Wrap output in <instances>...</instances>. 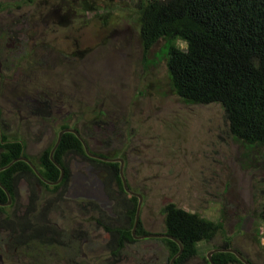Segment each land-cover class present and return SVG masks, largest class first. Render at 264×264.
Segmentation results:
<instances>
[{
  "label": "rangeland",
  "instance_id": "rangeland-1",
  "mask_svg": "<svg viewBox=\"0 0 264 264\" xmlns=\"http://www.w3.org/2000/svg\"><path fill=\"white\" fill-rule=\"evenodd\" d=\"M136 2L0 0V132L37 164L62 126L76 127L93 152L124 159L130 188L143 195L137 235L165 233L163 209L175 203L226 223L186 264H206L226 241L264 264V147L233 137L222 104L174 93L165 41L144 56ZM63 162L70 178L102 185L106 206L82 198L69 179L56 188L21 175L0 209V264H170L159 237L136 238L117 254L96 222L101 208L124 222L117 202L131 195L106 165L71 152ZM89 166L98 169L89 175Z\"/></svg>",
  "mask_w": 264,
  "mask_h": 264
},
{
  "label": "trees",
  "instance_id": "trees-1",
  "mask_svg": "<svg viewBox=\"0 0 264 264\" xmlns=\"http://www.w3.org/2000/svg\"><path fill=\"white\" fill-rule=\"evenodd\" d=\"M83 8L93 10L97 7L87 2ZM135 10L144 56L161 40L165 41L162 51L174 93L187 103L222 104L233 137L246 146L264 147V0H137ZM181 42L186 46L182 47ZM66 128L76 127L64 125L61 130ZM55 143L35 164L49 181L61 176V170L50 158ZM68 152L81 156L85 153L82 142L71 132L63 135L54 155L66 174L63 156ZM24 153L23 142L11 140L0 132V168L16 160L0 172V182L12 198L17 174H34L32 167L19 159ZM92 161L114 169L119 190L125 192L119 174L120 162ZM66 181L65 175L55 187ZM7 201V192L0 186V203ZM138 201L139 198L131 195L128 200L117 202L116 215H120L118 210L123 212L124 222L120 225L114 222L118 219L101 208V219L97 222L109 233V245L117 254L127 243L136 241L132 229ZM163 213L165 234L175 237L183 246V253L175 264H186L198 254L199 242H211L224 233L226 223L223 220H211L175 203H168ZM162 240L173 258L180 251L179 244L169 238ZM219 248L232 246L226 241ZM213 259L216 264H244L229 251L213 253Z\"/></svg>",
  "mask_w": 264,
  "mask_h": 264
},
{
  "label": "water",
  "instance_id": "water-1",
  "mask_svg": "<svg viewBox=\"0 0 264 264\" xmlns=\"http://www.w3.org/2000/svg\"><path fill=\"white\" fill-rule=\"evenodd\" d=\"M67 132L74 133L78 137V139L82 142V144H83V146L85 148V151L88 154V156L93 157V158H96V159H99V160H103V161H106V162H120V167H119V170L120 171H119V173H120V177H121L122 183L124 185L125 191L128 194H130L132 196H136L137 198H139L138 206H137V211H136L135 223H134V227H133V231H132L133 232V235L137 238L136 231H137V228H138L139 223H140V220H141V207H142V204H143V195L140 194V193H138V192L133 191L129 187L128 179H127V177L125 175V162H124V159L123 158H121V157L108 158V157H105V156H101V155L94 154L93 152L90 151V148H89L87 142L85 141V139L83 138V136L80 134V132L76 128H66V129H63V130H61L59 132L58 139H57L54 147L52 148V150L50 152V158H51V160L61 170V176H60V178L58 180H56V181H49V180L45 179L43 177V175L40 173V171L38 170L37 166L30 159H28L27 157L22 156L19 159L26 161L32 167V169L35 171V173L39 176V178H41V180H43L45 183H47L49 185H57V184H59L63 180V178H64L65 168L54 158V155H55V152H56L57 148L59 147V145H60V143L62 141L63 135L65 133H67ZM15 161L16 160H14L9 165L0 168V172L2 170H5V169L9 168L13 163H15ZM0 186L7 192V195H8V202L7 203H0V206H6V205L11 204V202H12L11 193L7 190V188L1 182H0ZM147 237L169 238V239H172V240H174L175 242H177L179 244L180 251L171 259L170 264H175L176 259L179 256H181V254L183 253V246L173 236H170V235L164 233V234H151V235H147ZM226 251L235 253L238 256V258L244 264H251V262L248 259H246L242 254H240L234 248H216V249L213 248V250H211V252L207 255V260L211 264H216L214 262V259H213V253H216V252H226Z\"/></svg>",
  "mask_w": 264,
  "mask_h": 264
},
{
  "label": "flooded vegetation",
  "instance_id": "flooded-vegetation-1",
  "mask_svg": "<svg viewBox=\"0 0 264 264\" xmlns=\"http://www.w3.org/2000/svg\"><path fill=\"white\" fill-rule=\"evenodd\" d=\"M84 138V137H83ZM85 139V138H84ZM86 141V140H85ZM87 142V141H86ZM87 144H88V142H87ZM89 146V145H88ZM84 147V146H83ZM89 148H90V146H89ZM84 150H85V148H84ZM90 151L91 152H93L92 150H91V148H90ZM94 154H96V155H101L100 153H97V152H93ZM24 155H26V156H24ZM23 156L24 157H27L28 159H30L28 156H27V153H24L23 154ZM78 156H81V155H78ZM82 158H84L85 160H86V162L85 163H88L89 161H92V159H96V158H93V157H90V156H88V154L86 153V151H85V153L81 156ZM31 160V159H30ZM97 160H99V159H97ZM24 161V160H23ZM32 161V160H31ZM26 162V161H25ZM33 162V161H32ZM92 162H94V161H92ZM96 163H98V162H96ZM99 164V163H98ZM107 166V165H106ZM86 169V168H85ZM97 169L98 168H96V167H93V166H89L87 169H86V171H87V174H89V175H92V174H94L96 171H97ZM111 170V172H113V173H115V170L114 169H110ZM109 170V171H110ZM120 171V170H119ZM101 173L103 174H107V171H101ZM120 174V173H119ZM65 175L67 176V181H68V179H69V181H70V184H71V181H74L75 182V185H77L78 184V186H80V193L82 194V198H86V199H91V200H94L95 202H96V204H97V206H101L100 204H103L102 206L103 207H105L106 206V204L103 202V199H100V198H102V196H104V197H107V195L105 194V192L103 191V190H101V184H98L97 182H95V181H93L92 179L91 180H89V183L87 184V183H85V180L83 179V178H76V179H72V178H70V176H69V174H68V172H67V174H66V170H65ZM65 175H64V177H65ZM32 176L37 180V184L38 185H43L41 182H43L44 184H47V183H45L43 180H41V178H39V176L35 173V171H34V174H32ZM19 179H21V176H20V174H17V176L14 178V180H13V190H14V193H13V198H14V196L16 195V186H17V182H18V180ZM63 180H64V178H63ZM62 182V181H61ZM49 185V184H48ZM58 185V184H57ZM74 185V186H75ZM44 186V185H43ZM50 186V185H49ZM55 186V185H54ZM116 186L119 188V185H118V183H116ZM130 187V186H129ZM123 188H124V185H123ZM120 189V188H119ZM124 191H125V189H124ZM104 192V193H103ZM126 192V191H125ZM127 193V192H126ZM11 197H12V195H11ZM103 197V198H104ZM12 198V199H13ZM8 202V201H7ZM6 202V203H7ZM7 206V205H6ZM101 206V207H102ZM2 207H4V206H2ZM102 207V208H103ZM104 209V208H103ZM96 224H97V226H100L101 227V225L99 224V222H96ZM37 226H38V229L36 230V231H40V229H42L41 227H43V229H47V227L43 224V226H39V224H37ZM140 226V225H139ZM139 226H138V228H137V234H140V228H139ZM134 227V226H133ZM132 231H133V229H132ZM133 233V232H132ZM136 234V236H137V238H139V239H146V238H150V237H147V235L146 234H143V235H137ZM164 234V233H163ZM134 236V235H133ZM134 238L136 239V237L134 236ZM207 262H209L208 260H206V264H208Z\"/></svg>",
  "mask_w": 264,
  "mask_h": 264
}]
</instances>
